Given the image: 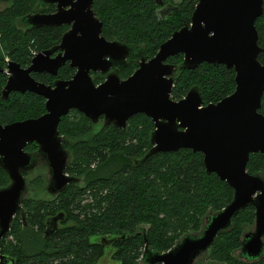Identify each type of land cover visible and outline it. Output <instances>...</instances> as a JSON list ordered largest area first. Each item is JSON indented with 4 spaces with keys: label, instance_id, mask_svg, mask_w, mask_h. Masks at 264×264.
<instances>
[{
    "label": "trees",
    "instance_id": "trees-1",
    "mask_svg": "<svg viewBox=\"0 0 264 264\" xmlns=\"http://www.w3.org/2000/svg\"><path fill=\"white\" fill-rule=\"evenodd\" d=\"M40 0H0L8 6L0 11V52L8 51L14 62L25 67L31 50L43 51L60 43L67 25L21 28L18 20L42 8ZM95 0L94 11L103 22V35L119 40L132 49L118 72L127 78L137 68L141 56L151 58L160 45L191 17L198 0ZM48 11V12H49ZM264 63V13L256 21ZM183 54L168 58L180 66ZM75 73L69 62L57 76L33 73L48 84L69 79ZM235 70L224 64L204 62L194 69L178 68L172 98L178 100L197 87L205 104L218 102L236 88ZM96 83L105 75L93 74ZM7 75L0 71V123L38 117L46 112V99L31 91H1ZM264 113V95L262 107ZM152 119L141 113L127 126L97 127L84 114L74 110L62 117L59 130L70 157L66 166L76 181L50 198L24 196L22 210L13 218L10 233L0 241V257L14 264H150L154 254L175 247L188 232L202 228L203 217L223 209L234 189L216 173L207 174L201 152L182 148L159 152L139 162L152 147ZM37 144L26 150L37 154ZM250 173H264V154L252 153L247 165ZM43 174L29 180L44 181ZM0 166V188L10 183ZM47 183V182H46ZM63 213L59 228L45 234L49 220ZM255 208L249 205L234 218L232 226L221 232L207 253L228 264H264V258L243 262L234 252L241 247L240 236L250 228ZM115 238L110 259L105 241ZM241 244V245H240ZM238 255V254H236Z\"/></svg>",
    "mask_w": 264,
    "mask_h": 264
},
{
    "label": "water",
    "instance_id": "water-1",
    "mask_svg": "<svg viewBox=\"0 0 264 264\" xmlns=\"http://www.w3.org/2000/svg\"><path fill=\"white\" fill-rule=\"evenodd\" d=\"M163 6V0H156ZM95 0H40L54 12L38 11L18 20L21 28L70 26L59 44L36 52L31 63L14 62L2 96L14 91L35 92L46 99V112L7 124L0 123V166L10 183L0 188V241L8 236L15 215L28 189L25 173L34 168L33 155L25 150L37 143V156H45L50 169L46 190L55 195L76 177L66 173L70 154L62 144L59 130L62 117L77 110L97 123L126 127L129 119L143 113L154 122L152 147L139 160L159 152L182 148L201 152L207 174L216 173L233 189V199L219 211L206 214L198 232L185 233L167 252L156 253L150 264H193L208 252L217 236L228 230L235 216L249 205L256 207L255 229L245 235L242 253L261 256L264 242V173H250L252 153L264 154V63L259 55L257 19L264 13V0H198L191 22L175 30L151 58L141 56L138 68L122 79L118 68L130 57L129 45L103 35V22L94 11ZM56 53V54H55ZM183 54L180 66L169 57ZM69 62L75 69L69 79L53 83L37 80L32 74L57 76ZM218 63L235 70V90L218 102L205 104L197 87L176 100L172 98L178 68L194 69L200 64ZM0 71L2 69L0 68ZM105 75L96 83L93 74ZM64 214L52 217L58 228ZM8 261L1 255L0 264ZM10 260V259H9Z\"/></svg>",
    "mask_w": 264,
    "mask_h": 264
},
{
    "label": "flooded vegetation",
    "instance_id": "flooded-vegetation-1",
    "mask_svg": "<svg viewBox=\"0 0 264 264\" xmlns=\"http://www.w3.org/2000/svg\"><path fill=\"white\" fill-rule=\"evenodd\" d=\"M2 5V6H1ZM55 5V4H54ZM8 6V4H6V3H4V2H0V11H2L3 9H5L6 7ZM49 11V10H48ZM47 11V12H48ZM49 12H51V11H49ZM60 26H62V25H60ZM68 26V25H67ZM69 27L70 26H68V29H69ZM36 52H38V51H34V50H31V59H32V57H33V55L36 53ZM56 54V53H55ZM31 59H30V61H29V63H27L26 65H25V67H27V66H29L30 65V63H31ZM12 63H14V60L11 58V56H10V54L8 53V51H5L4 49H2V51L0 52V68L2 69V72H3V70H5V71H9L10 70V65L12 64ZM3 73H5V72H3ZM42 73H46V72H42ZM6 74V73H5ZM47 74H49V73H47ZM7 75V74H6ZM51 75V74H50ZM53 76V75H52ZM122 79H125V78H122ZM7 80H8V75H7ZM6 84H7V81H6V83H5V85L3 86V89H2V91H1V94L3 93V90H4V88H5V86H6ZM11 92H13V91H11ZM11 92L9 93V95L11 94ZM2 98H4L3 96H2ZM8 98H9V96H8ZM8 98H4V99H8ZM72 111H74V110H72ZM71 111V112H72ZM79 112V111H78ZM139 114H141V113H139ZM137 115V114H136ZM146 115V114H145ZM26 119V118H25ZM90 119V118H89ZM23 120V119H22ZM91 120V119H90ZM17 121V120H16ZM92 121V120H91ZM93 122V121H92ZM94 123V122H93ZM2 124V123H1ZM7 124V123H6ZM60 126V125H59ZM96 126L97 127H103V126H106V124H104V118L103 117H100V119H99V121L96 123ZM61 133V132H60ZM62 135V134H61ZM62 137H63V140H62V144H63V146H64V136L62 135ZM30 144H33V143H30ZM35 144H37V143H35ZM29 145V144H28ZM27 145V146H28ZM26 146V147H27ZM38 146V145H37ZM65 148V147H64ZM25 150H26V148H25ZM37 150H38V148H37ZM27 151V150H26ZM27 152H29V151H27ZM29 153H31V152H29ZM32 155H33V158H34V160H35V166L37 167L38 165H40L41 163H39L38 162V159H37V154H35V153H31ZM41 156V158L44 160V162H45V164L48 166V164H47V160H46V157L45 156H42V155H40ZM34 166V167H35ZM48 170H49V176H48V178H47V182H49L50 181V169H49V166H48ZM66 173H67V171H66ZM67 174H69V173H67ZM27 175V173H25V176ZM26 179H27V177H26ZM33 182H37V184H42V181L41 180H35V181H33ZM254 208H255V218H254V221L253 222H249L250 224L252 223L253 225L250 227V228H248V229H246V230H243V232H242V234H241V236H240V241H241V244L243 245V242H244V240H245V235H246V233H248L249 231H252V230H254L255 229V221H256V207L255 206H253ZM246 209V208H245ZM52 220H49L48 221V224H47V228H46V233L45 234H51V233H47V231L48 230H50V229H52V228H54V225L52 224V222H51ZM63 222V220H60L59 221V223H58V228H59V226L61 225V223ZM262 240H263V242H264V236H262ZM116 241H115V238H110V240H108V241H105V243H106V246H107V248H108V250L109 251H111V250H113L114 249V243H115ZM240 244V245H241ZM242 245H241V247L237 250V251H235L234 252V255L235 256H239L240 258L239 259H241V261H245V262H253V261H257V260H259V259H263L264 258V246H263V249H262V253H261V256L259 257V258H257V259H254V258H249L245 253H242L243 251H242ZM167 251H169V250H167ZM167 251H165V252H167ZM163 253V252H162ZM236 254H238V255H236ZM7 261V260H6ZM10 263H13V261H11V260H8L7 262H5L4 264H10ZM228 264V263H226V262H221V260H219V259H217V258H215L214 256H212L211 255V253L209 254V253H207V252H204L203 254H201V255H199L195 260H194V263L193 264ZM14 264V263H13Z\"/></svg>",
    "mask_w": 264,
    "mask_h": 264
},
{
    "label": "rangeland",
    "instance_id": "rangeland-1",
    "mask_svg": "<svg viewBox=\"0 0 264 264\" xmlns=\"http://www.w3.org/2000/svg\"><path fill=\"white\" fill-rule=\"evenodd\" d=\"M2 6V5H1ZM38 162L41 163L40 165H38L37 167L35 166L34 168L30 169L26 175V177L31 180L36 178L39 174H43V178L44 181L42 182V184H37V182H31L30 184H28V189L25 193L26 196H35V197H41V198H50L51 194L46 190L45 185L47 184V178L49 176V170H48V166L45 164L44 160L37 156ZM206 217H203V222H202V226L206 224ZM198 232V231H197ZM113 251H109V254H107L104 258L105 261L110 259L111 253ZM222 262V261H221ZM13 264V263H10ZM215 264V263H214Z\"/></svg>",
    "mask_w": 264,
    "mask_h": 264
},
{
    "label": "bare ground",
    "instance_id": "bare-ground-1",
    "mask_svg": "<svg viewBox=\"0 0 264 264\" xmlns=\"http://www.w3.org/2000/svg\"><path fill=\"white\" fill-rule=\"evenodd\" d=\"M253 206H254V205H253ZM247 207H248V206H247ZM247 207H246V208H247Z\"/></svg>",
    "mask_w": 264,
    "mask_h": 264
}]
</instances>
